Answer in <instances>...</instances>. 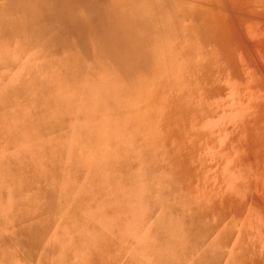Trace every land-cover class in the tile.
Returning <instances> with one entry per match:
<instances>
[{
	"label": "rangeland",
	"instance_id": "1",
	"mask_svg": "<svg viewBox=\"0 0 264 264\" xmlns=\"http://www.w3.org/2000/svg\"><path fill=\"white\" fill-rule=\"evenodd\" d=\"M69 1L0 0V264H264V0Z\"/></svg>",
	"mask_w": 264,
	"mask_h": 264
},
{
	"label": "bare ground",
	"instance_id": "2",
	"mask_svg": "<svg viewBox=\"0 0 264 264\" xmlns=\"http://www.w3.org/2000/svg\"><path fill=\"white\" fill-rule=\"evenodd\" d=\"M56 2L58 3L57 4L58 6L70 7V6H74L75 4H79L80 1L76 2V3H70V4H69V2H70L69 0H56ZM30 8H32L34 10L40 9L38 6H32ZM42 10H44V9H42ZM44 11H46V10H44ZM98 47H99V45H98ZM64 63H65V61L62 62V65L66 64V63L65 64ZM61 77H62V75H61ZM70 77H72V76L69 75V76H65L64 78L62 77L63 83L61 82V78H58L57 76H55L54 78H49L47 81H43V83H41L38 87L39 90L36 91V96H29L27 94L28 95L26 97L27 102L28 103H35L38 101H44V102L48 103L50 105V107L52 108V114L53 115H55V113L57 115H60L61 111L62 112L63 111H71V110H69L70 109L69 105L73 107L75 100L73 101L72 98L70 99V97L67 95V93L73 92L76 95H78L79 90L76 88L77 86L75 85V83L71 82ZM73 77H74V80L76 81L75 77L76 78L78 77V70L73 71ZM59 83H60V85H59ZM52 85H53V90H51ZM73 96H75V95H73ZM6 97H7L6 102L8 101L9 106H16L15 105L16 101L14 98L15 96L10 97V95H6ZM59 98H60V100H58ZM15 108L18 110L17 107H15ZM0 109L5 111L4 107H1ZM16 109H15V111H17ZM14 114L13 115H6V119H4V120L2 119L1 123H3V121L7 123V124L5 123L6 124L5 132H8L9 135L14 134V133L16 134V135L11 136L14 139V142H16L13 145H17L16 147H18V149L16 151H14L15 156H17V155L21 154L23 151H27V150H30L29 152L32 154H39V156H40L39 159H41L44 162V169H43L44 172H45L47 165H48V161H49L48 158L58 159L59 162L61 161L62 163H64L63 161L68 160L67 158L71 154V149H70L69 153H67V155H65V152H62V146L64 145L63 140H65V137H61L58 139H52V137H49L48 141L46 142V140L44 139L43 134H42L43 129L40 127L39 124L36 127H33L31 131H30L31 128L29 130H26V127L30 124V120L35 119V116L34 117L29 116L27 118H24L25 122H23V121L21 122V119L18 118L19 114H15V115ZM43 117H44V115L39 113L36 115V118H37L36 120H40ZM49 124H51V123H49ZM48 126L49 125H47L46 127H48ZM78 127H79V130L81 131L82 127H80V126H78ZM21 144H23L24 146H27V145H29V146L27 147V149H24V146H21ZM34 148L35 149L37 148L38 151L36 152V150ZM22 170L24 171V169H22ZM72 170H73V172H72ZM76 170H77V167L75 166V163H73V164L71 163V165L69 166V170L67 171V172H69V174H67L68 179L64 183L71 182L72 177L76 176L74 174V172H76ZM61 171L65 172V169L60 170V172ZM160 176L162 178V175H160ZM0 178H2V174H0ZM4 180L6 182V185L9 182L12 184H14V182H16L15 181L16 178L14 179L13 177H11V179H9V180H7V179H4ZM162 180H163V178H162ZM1 189L2 188H0V190ZM129 201H131V200H129ZM130 207L134 208V205L130 206ZM174 215L175 214H173V216ZM136 219H137V215H136V217H134V220H136ZM173 220H177L176 215L174 216ZM166 224H168V221L165 222V220H164V224H161L162 225L161 227H164V228L166 227L167 230L170 229L171 227L169 226V224H168V226Z\"/></svg>",
	"mask_w": 264,
	"mask_h": 264
}]
</instances>
